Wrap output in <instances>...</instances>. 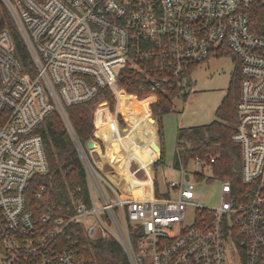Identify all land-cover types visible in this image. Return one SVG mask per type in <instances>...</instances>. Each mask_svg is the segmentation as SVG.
Listing matches in <instances>:
<instances>
[{
	"label": "built area",
	"instance_id": "1",
	"mask_svg": "<svg viewBox=\"0 0 264 264\" xmlns=\"http://www.w3.org/2000/svg\"><path fill=\"white\" fill-rule=\"evenodd\" d=\"M256 1L0 0V264H93L77 257L79 233L116 241L129 264H264V36L250 30L247 17ZM225 55L239 62L241 78L232 138L241 190L204 174L214 159L180 163L178 178L159 193L157 157L151 174L127 159L142 174L124 175L107 157L111 142L95 125L97 110L92 138L77 139L66 108L102 89L124 94V73L154 99L189 69ZM54 112L85 178L57 202L38 133ZM115 117L114 135H122ZM202 185L217 187L214 206L204 203Z\"/></svg>",
	"mask_w": 264,
	"mask_h": 264
},
{
	"label": "trees",
	"instance_id": "2",
	"mask_svg": "<svg viewBox=\"0 0 264 264\" xmlns=\"http://www.w3.org/2000/svg\"><path fill=\"white\" fill-rule=\"evenodd\" d=\"M247 17L250 30L257 36H264V5L260 0L253 4L247 12ZM9 25L15 41L16 54L21 62L27 66L29 64L28 54L10 21ZM233 59L236 63L235 71L225 97L215 112L216 120L206 126L177 131L174 167H178L180 163L186 166L194 158H199L206 163H209L210 159H214L212 169L214 178L228 181L234 188L241 190L240 148L232 140L238 125L237 105L240 97L241 78L239 62L235 57ZM190 70L192 69H189L187 74ZM186 76L184 77L187 78L185 79L187 82L185 86L184 80L181 78L180 83H175L171 90L164 93L158 92L153 101V98L149 97L151 94L147 91H139L142 84L140 80L126 73L123 74L119 81V87L124 94L117 95L119 101L116 110L117 113H120L118 115L119 125L124 127L125 123H128L132 129L129 138L127 133L124 136L120 134L114 136L113 117L109 115L105 105L100 106L95 115V125L101 129L105 128L107 136L112 142L108 146L107 157L114 165H118L126 153L128 158L135 160L141 167H144L146 173L149 172V166L156 157L150 150L143 149H147L152 142L156 141L155 123L147 120L151 115L157 124L161 149V158L152 166V169L156 173L159 167L164 166L160 123L163 116L173 111L172 98L186 99V87L191 86L188 75ZM103 102L107 104L111 112L114 111L116 104L114 95L106 89L99 90L96 97L90 102L66 108L68 119L81 143H86L92 138L95 131L93 115L96 106ZM38 133L42 137L48 162L49 172L45 181L51 185L52 201L57 202L66 199L70 190L85 186L84 170L75 146L56 112L46 117L38 129ZM136 152L139 155H136ZM103 160L106 158L103 157ZM156 195L160 196L157 192ZM77 240L78 252L76 254L80 260L90 261L93 264H129L124 250L114 240L97 239L89 241L80 233Z\"/></svg>",
	"mask_w": 264,
	"mask_h": 264
},
{
	"label": "rangeland",
	"instance_id": "3",
	"mask_svg": "<svg viewBox=\"0 0 264 264\" xmlns=\"http://www.w3.org/2000/svg\"><path fill=\"white\" fill-rule=\"evenodd\" d=\"M235 67L236 63L231 55L212 57L190 70L188 78L191 82V86L189 88L186 87V99H182L181 97L172 98L173 111L163 116L160 123L162 129L160 140L163 151L164 166L159 167L156 171L158 193L165 190L164 187L166 185L164 184L178 178L174 169L177 131L179 129L206 126L216 120L215 112L225 97L231 77L235 71ZM186 83V80H184V86ZM113 95L116 101L113 112L110 111L109 107L104 102L99 103L95 110H97L100 106L105 105L109 115L116 118L115 116L120 113H117L116 110L117 95ZM150 118L152 121H155L151 115ZM150 118H147V120ZM125 124L126 125L124 127H121L125 130L124 133H121L123 136L126 135L127 132L130 133V130L132 131V129H130V125L128 123ZM156 126L157 125L155 123V127ZM156 142H160L158 137H156ZM135 144L138 145L137 143ZM151 144L147 149H142L146 151L150 150L154 154ZM136 155H139L138 152H136ZM98 156L99 152H96L95 155H93V158L97 160ZM127 159L131 158H128V156L124 154L122 161L115 166L120 168L121 171H127L129 175L140 177L142 174L141 171L137 167L133 166V164H131ZM204 174L212 176V172H208L207 170L204 171ZM198 189L205 197V204L210 206H214L216 204V198L218 196V189L216 186L207 188L202 185L198 187Z\"/></svg>",
	"mask_w": 264,
	"mask_h": 264
},
{
	"label": "water",
	"instance_id": "4",
	"mask_svg": "<svg viewBox=\"0 0 264 264\" xmlns=\"http://www.w3.org/2000/svg\"><path fill=\"white\" fill-rule=\"evenodd\" d=\"M151 145L154 146L153 151L156 154L157 161H158L161 158V149L157 143H152ZM89 146H93V144L89 143Z\"/></svg>",
	"mask_w": 264,
	"mask_h": 264
},
{
	"label": "bare ground",
	"instance_id": "5",
	"mask_svg": "<svg viewBox=\"0 0 264 264\" xmlns=\"http://www.w3.org/2000/svg\"><path fill=\"white\" fill-rule=\"evenodd\" d=\"M119 101V97H117V102ZM113 120H114V118H113ZM149 121L150 122H153L151 119H149ZM115 122V121H114ZM127 136H128V138H129V134H128V132H127ZM116 138H117V136H116ZM117 141H118V139H117ZM118 143H119V141H118ZM121 146V145H120ZM122 148V147H121ZM151 148L153 149L154 148V146H152L151 145ZM123 149V148H122ZM124 150V149H123ZM125 152V151H124ZM125 155H126V153H125ZM155 157H156V155H155ZM124 175H126V176H128L129 174H128V172L127 171H121Z\"/></svg>",
	"mask_w": 264,
	"mask_h": 264
},
{
	"label": "crops",
	"instance_id": "6",
	"mask_svg": "<svg viewBox=\"0 0 264 264\" xmlns=\"http://www.w3.org/2000/svg\"><path fill=\"white\" fill-rule=\"evenodd\" d=\"M153 101H154V99H153ZM157 125V124H156ZM157 127V126H156ZM130 132H131V130H130ZM158 128H156V137H158ZM128 134H130L129 132H128ZM159 138V137H158ZM130 140V139H129ZM131 141V140H130ZM132 142V141H131ZM156 142V141H155ZM134 143V142H133ZM157 143V142H156ZM135 144V143H134ZM158 145H159V143H157ZM140 148H142L141 146H139ZM160 147V146H159ZM156 155V154H155Z\"/></svg>",
	"mask_w": 264,
	"mask_h": 264
}]
</instances>
